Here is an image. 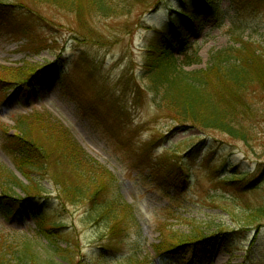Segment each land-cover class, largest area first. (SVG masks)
Segmentation results:
<instances>
[{"label": "rangeland", "instance_id": "374dc122", "mask_svg": "<svg viewBox=\"0 0 264 264\" xmlns=\"http://www.w3.org/2000/svg\"><path fill=\"white\" fill-rule=\"evenodd\" d=\"M0 1V67L35 73L30 84L0 86V179L13 177L7 182L20 198L21 184L29 185L3 150L21 118L30 119L32 138L49 150L54 131L43 123L58 121L108 173L80 167L74 178L66 177L84 187L78 185L83 192L79 202L63 207L59 187L47 177L32 176L43 197L20 205L13 216L0 212V255L9 264H17L13 252L27 241L41 264H194L197 259L201 264H264V218L245 226L255 209H264V177L254 176L264 166V94L250 88L243 98L253 111L250 119L239 118L248 131L245 142L217 131L184 130L157 110L144 69L154 31L165 30L170 16L176 19L178 13H188L202 26L198 35L185 33L184 55H178L182 46L174 42L171 53L180 70H204L214 53L243 45L264 57V0H204L199 8L193 6L196 0H107L113 7L107 17L89 14L83 1L79 20L65 9L23 0L37 15L28 22L12 9L13 0ZM38 118L41 122L35 123ZM153 139L145 159L140 147ZM162 159L184 168V188L182 181L177 187L156 184ZM83 169L86 173L76 176ZM233 173L246 175L240 193L229 187ZM258 176L262 181L246 188ZM91 186H113L131 211L140 238L133 261L128 250L135 224L118 222L125 235L126 246L118 248L122 252L108 246L107 232L121 216L110 222L91 216V205L100 207ZM50 226L61 229L56 235L49 232L56 244L47 250L38 229ZM197 232L203 245L176 251ZM161 250L165 257L158 256Z\"/></svg>", "mask_w": 264, "mask_h": 264}, {"label": "trees", "instance_id": "16d2710c", "mask_svg": "<svg viewBox=\"0 0 264 264\" xmlns=\"http://www.w3.org/2000/svg\"><path fill=\"white\" fill-rule=\"evenodd\" d=\"M33 1L65 9L70 13L76 14L78 20L83 13L81 8L83 1L89 14L94 13L107 17L111 15L113 10L107 0ZM127 1L142 2V0ZM13 2L12 9L17 8L21 11L23 21H31L37 16L33 8L25 4L23 0H13ZM203 2L204 0H196L193 6L199 8ZM2 5L0 1V6ZM155 6V3L151 5L152 8ZM0 15H3V12ZM205 15H207V12ZM177 16L176 19L170 16L168 27L165 30L154 31L155 38L149 42L148 49L146 48L147 50H145L147 54L144 60V69L150 80V89L153 94L152 100L156 104L157 110L163 111L166 118H169L177 127L184 130L197 128L202 132L217 131L230 138L242 142L247 141L248 131L242 122H239L241 121L239 118L250 119L253 111L243 98L245 99V95L250 88H254L255 91L261 90L264 94V57L255 56V51L248 50L245 48L246 45H243L241 49L231 47L214 53L209 66L204 70H180L176 66V60L173 59V54L171 53L174 47L173 44L178 40L179 46H182L178 49V55H184L187 48L185 33L186 35L189 33L198 35L202 30V26L199 21H193L194 19L188 13H178ZM8 72L6 68L0 67V86L4 84H30L35 78L34 72L26 73L18 69L15 73ZM2 76L5 78L3 79ZM29 120V118H21V121L15 127L17 132L12 137L6 138L8 139V144L3 149L12 157L13 164L19 174L29 182V185L21 184L20 189L23 197L20 198L12 191L13 183L7 182L14 181L13 177L9 176L4 181L0 179V212L5 218L13 216L19 210L20 205H32L38 198L43 197V189L38 183L33 181L32 176L40 177L41 179L47 177L48 180L58 186L59 195L57 194V200L60 206L63 207L65 203L79 202L83 192H81V188L78 185L84 187L83 183L74 182L70 184L66 177L74 178L75 175L73 173L78 171L80 167H85L90 172L101 173L102 176L107 173L87 156L73 139L71 133L61 123L56 120H53V122L47 120L45 121L46 123H43L54 131V134L48 140L49 143L51 142V149L49 150L44 142H36L32 138L30 133L32 129L30 127L27 128L28 124L32 123ZM36 122H41V119H36ZM154 143L155 139L140 147V152L145 159L147 158L148 149ZM53 168H55V172H52L54 171ZM157 169L155 181L157 185L161 187H177V184L182 181L183 185L180 187H185L187 177L185 176L184 168L173 159L160 160ZM86 170L83 169V172L76 176L84 175ZM68 174L72 176H68ZM256 175L264 177V166H259L256 169L254 176ZM82 178H86V182H88L86 176ZM231 178L229 187L240 193L241 189L244 188L246 175L233 173ZM261 181L262 179L259 176L254 178V180H249L246 188H255ZM222 182L225 183V181ZM112 187H89L92 194L97 195L99 199L98 205L100 206L91 205L93 213L90 215L94 214L93 216L105 218L108 221H116L121 216V220L117 221L106 235L108 246L118 249L126 246L124 243L125 235L120 225H131L135 219L131 211L120 203ZM263 218L264 209L257 208L251 213L250 222L245 221V226L256 225ZM118 222L121 224L118 225ZM134 224L136 232L132 241L133 248L130 247L131 249L128 250L131 252V261L134 258L133 251L136 252L140 248L137 225L136 223ZM59 229L61 227L55 226L38 229L39 235L47 240V250L50 246L56 244L55 237L51 236L50 233L56 235L55 232L59 231ZM203 240L204 237L200 232L187 236L184 244L176 246V251H182L188 245L198 248L204 244ZM209 242V240L206 241V243ZM17 249L13 252L14 258L11 259L15 260L17 264H41L38 262L40 259L28 241ZM117 252H122V249H118ZM163 253V250L158 251V256L160 258L165 257L166 254ZM200 254L203 257V254ZM3 257V255H0V264H9V261ZM51 263L52 261L43 264ZM141 264H152V262L145 260ZM194 264H201V260L198 261L197 259Z\"/></svg>", "mask_w": 264, "mask_h": 264}]
</instances>
